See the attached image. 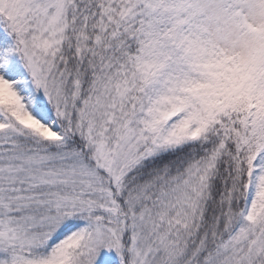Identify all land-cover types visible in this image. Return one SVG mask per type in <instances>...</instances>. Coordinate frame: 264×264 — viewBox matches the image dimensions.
Returning a JSON list of instances; mask_svg holds the SVG:
<instances>
[{
	"label": "snow or ice",
	"instance_id": "6c2138e0",
	"mask_svg": "<svg viewBox=\"0 0 264 264\" xmlns=\"http://www.w3.org/2000/svg\"><path fill=\"white\" fill-rule=\"evenodd\" d=\"M264 264V0H0V264Z\"/></svg>",
	"mask_w": 264,
	"mask_h": 264
},
{
	"label": "rangeland",
	"instance_id": "374dc122",
	"mask_svg": "<svg viewBox=\"0 0 264 264\" xmlns=\"http://www.w3.org/2000/svg\"><path fill=\"white\" fill-rule=\"evenodd\" d=\"M111 256L113 257L115 264H119V260H117L118 257L116 256V254H115L114 252L111 253ZM116 260H117V261H116Z\"/></svg>",
	"mask_w": 264,
	"mask_h": 264
},
{
	"label": "trees",
	"instance_id": "16d2710c",
	"mask_svg": "<svg viewBox=\"0 0 264 264\" xmlns=\"http://www.w3.org/2000/svg\"><path fill=\"white\" fill-rule=\"evenodd\" d=\"M117 260H119V258H118ZM117 260H116V261H117Z\"/></svg>",
	"mask_w": 264,
	"mask_h": 264
}]
</instances>
